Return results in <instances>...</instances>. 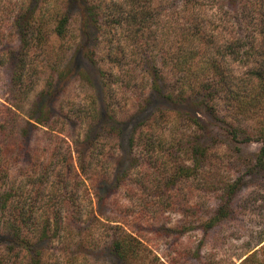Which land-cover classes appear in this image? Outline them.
<instances>
[{"label":"rangeland","instance_id":"rangeland-1","mask_svg":"<svg viewBox=\"0 0 264 264\" xmlns=\"http://www.w3.org/2000/svg\"><path fill=\"white\" fill-rule=\"evenodd\" d=\"M176 2L153 13L168 22L179 12L172 9L180 6ZM246 3L252 69L238 58L230 71L241 90L254 80L252 89L235 109L221 104L222 117L213 118L192 101L168 100L152 91L146 73L152 57L136 55L132 45L123 60L110 61V42L127 44L119 19L106 11L109 6L122 11L120 0H0V123L9 122L6 131L0 129V157L9 170L8 177L0 174V263L264 264V85H254L264 73V0ZM216 4L221 2L203 8L204 18L219 26L218 17H208ZM51 10L70 18L62 37L54 31V18H48ZM30 22L35 25L28 30ZM172 24L164 36L167 45L178 36L174 28H187V18ZM246 27L229 25L233 34L226 37L244 38ZM108 68H113L111 87L104 76ZM18 72L23 84L16 81ZM176 80L169 79L172 88ZM151 128L155 147L151 157H142L131 140ZM68 146L75 169L85 165L80 180L75 174L70 182L58 177L60 155ZM34 158L47 163L40 188L27 179ZM132 175L143 176L142 187L127 182ZM230 185L236 191L228 195ZM17 188V194L10 191ZM64 196L71 199L70 210L75 202L80 205L82 216L63 228L51 227L44 239L43 219ZM32 198L38 200L41 225L36 234L25 228L24 236H35L25 244L11 231L12 204ZM229 199V216L206 227ZM159 200L168 205L153 225L137 219L146 202ZM128 227L143 240L129 239L131 246L121 255L114 242L127 238L123 229Z\"/></svg>","mask_w":264,"mask_h":264},{"label":"trees","instance_id":"trees-1","mask_svg":"<svg viewBox=\"0 0 264 264\" xmlns=\"http://www.w3.org/2000/svg\"><path fill=\"white\" fill-rule=\"evenodd\" d=\"M176 1L178 0H120L121 8L123 10H118L117 12L110 9L112 7L109 6L106 11H110V14H112L115 19H119V27L122 32H124V35L126 34L124 40L127 44L124 46H118L113 41L110 42L112 46H109L110 50L107 57L111 62H119V60H123L126 56L125 52L128 48V44L129 46L132 45L133 48L131 49L134 50L136 55L152 57V60L148 61L149 66L148 70H146V73L152 81V91L162 95L168 100L179 99L185 102L192 101L198 106L205 107L213 118L222 117V111H219V106L221 104L229 103L231 105L230 109H232L233 105V109H235L237 103H243V99L246 98L247 92L252 89V81L254 80H251L248 83L249 87L243 86V90H241L239 88L238 78L235 77V74L233 76L230 71L231 63L238 58H240L245 65L250 64L247 59L250 55L251 48L248 47L249 42L247 41L251 39L253 30H250V27L247 28L246 25L251 10L249 5H247L246 0H208V2L205 0H179L180 6L172 7L173 10L176 8L175 10H179V12L175 11L173 17L171 20L169 19L168 22H163L161 15L159 14L157 16V12L156 14L153 13V11H158L166 5H169V7L174 4L178 5V2ZM214 2H221V5L218 7L216 4L217 9L208 17L211 19L218 17L219 26H214L216 25L214 21H208L204 18L205 14L203 8ZM154 3H157L158 6L150 12L149 8ZM225 3L229 8H225ZM51 11L48 12V18L50 16L54 18V23L56 24L54 31L59 37H62L66 33L70 18L66 14L63 15L62 12ZM182 14L184 17H181ZM90 18L92 19L91 16ZM181 18H187V28H180V32L177 31L178 28H174L176 31L175 33L178 36L176 39L173 38L171 41L168 40V43L170 44L167 45V40L164 39V36H167L170 27H174V24L168 25V23L171 24L174 20ZM242 22L247 28L245 37L239 38L234 35L233 37L231 36V38H227L230 36V33L233 34L232 31H228L230 30L229 25H231L232 28V24L234 27L236 23ZM34 25V22L28 23V30L34 28ZM87 25L88 23L86 19L85 22L83 21V29L86 31L88 29ZM34 33L35 31L33 30L32 36ZM225 33H228V36ZM242 42L246 43V45L242 46ZM158 57H162V61H159L157 59ZM248 65L247 67L252 69V65ZM254 66L256 70L258 65L255 64ZM110 69L113 68H108V70L104 71V76L107 78V81H110L111 76H113L111 75L112 71ZM165 69H169V71L165 72ZM171 77H177L175 85L173 86L174 88H172L168 82ZM22 78L23 73L18 72L16 74V81L23 84L24 80H22ZM257 78L259 80L255 82L254 85H264V73H258ZM245 81L247 82V80ZM109 85L111 87V81ZM241 106H244V104ZM8 124L9 122H7V120L1 122L0 129L6 131ZM154 135V129L151 128L147 132L140 134L138 138H132V148L139 145L142 150V157L147 155L151 157L153 148L155 147ZM72 153L73 150L68 146L67 152H64L63 154L61 153L59 159L61 170L58 177L67 182L74 180L71 178L73 174L78 176V179L80 180V173L85 171V165H83V163L79 168L80 172L75 169ZM263 155L264 144L261 149V156ZM149 161L150 160L148 159L147 163H149ZM4 163L5 159L2 156L0 157V174L4 173L8 177L9 170L4 167ZM46 164L47 163L42 164L40 159H33L32 165L28 169L29 174L27 176L28 183L32 184L33 187H41L42 184L40 183L45 178L44 175L46 176L47 174V171H43V167H45ZM131 177H134V179H129L127 182L130 181L131 183H136V185L142 187L144 183L143 176L139 177L132 175ZM168 189L172 190L171 185H167V190ZM208 189L211 188L208 187ZM10 191L16 192L14 194H17L20 189H10ZM33 191L34 190H32V192ZM226 191L228 195L231 193L234 194V191H236L235 185H230ZM65 193L67 194V192ZM14 201L16 202H13L12 204L11 231H13V234L16 235L18 240L22 239L24 241L22 243L30 244L32 242L31 238L35 236H24V231L25 228L30 227V233L33 231V233L36 234L39 231L41 224L36 222V220L39 219L37 216L40 209V207L37 206L38 200L32 198L28 203H22L17 199ZM165 201L166 200H159V202H146L137 214V219L146 218L145 220H142V223L153 225L159 217L160 212L167 207L168 204H165ZM8 202L9 200L6 199V206ZM70 202V197L64 196V198L56 204L58 205V208L52 212V214L45 216L46 218L43 219V224L41 225V235L44 239L49 238V232L52 231L51 227H65V224H68L67 221L72 219L75 215L78 217L82 216L80 205L74 201L76 203V209L70 210ZM49 211L52 210L47 208V212ZM231 211L232 200H223L221 206L216 210V215L206 223V227H215L218 223H221V221L228 217ZM123 230L125 231L127 238L120 240L116 239L114 242L115 247L120 251L121 255L125 249L127 250V248L131 246V241L129 239L137 240V243L139 244H141V240H143V236L139 235L132 228L128 227ZM133 235L138 236L140 239H135Z\"/></svg>","mask_w":264,"mask_h":264}]
</instances>
